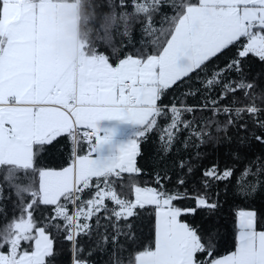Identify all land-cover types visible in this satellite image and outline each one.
<instances>
[{"label": "snow or ice", "instance_id": "snow-or-ice-1", "mask_svg": "<svg viewBox=\"0 0 264 264\" xmlns=\"http://www.w3.org/2000/svg\"><path fill=\"white\" fill-rule=\"evenodd\" d=\"M253 145L264 0H0V264H264Z\"/></svg>", "mask_w": 264, "mask_h": 264}, {"label": "trees", "instance_id": "trees-1", "mask_svg": "<svg viewBox=\"0 0 264 264\" xmlns=\"http://www.w3.org/2000/svg\"><path fill=\"white\" fill-rule=\"evenodd\" d=\"M222 136V134H220ZM229 135H232L231 132H229ZM243 135V133H241ZM154 147V141L149 142L148 144H145L143 146L144 148V158L140 160V165L143 167V175L139 179V183L141 185H151L153 182V176L154 172L151 167V153ZM201 155L199 159L195 156L196 149L192 148V162L197 166V168H200L201 166L204 168L210 167L214 163H219L220 167L223 168L226 164L231 165L232 160L228 155V148L227 146H214L212 143H209L205 146H202L199 149ZM264 151V148H261L259 145H253L252 149L250 151H246L242 153V156L246 155L248 158H252L255 155H258L260 152ZM67 155V153H65ZM188 153H185V156H187ZM59 155L58 153H49L44 157V161L47 162L51 166H56L59 163ZM237 176L239 175L240 168L243 167V163L239 162L237 163ZM199 175V173H197ZM251 179V178H250ZM233 183H235V177H233ZM216 191H219L220 193V200L221 202L227 201L228 203L224 204L225 209L229 207V205L232 202L231 192L232 188L231 186H228L227 192H225V185L220 184ZM264 204V199L258 198L256 205L260 206ZM240 207H246V205H240ZM225 227L222 231L221 235L223 236V239L221 241V254H226L227 252L231 251L233 249L234 240L232 235V223H231V217L228 215V212H225ZM199 219V217H197Z\"/></svg>", "mask_w": 264, "mask_h": 264}]
</instances>
